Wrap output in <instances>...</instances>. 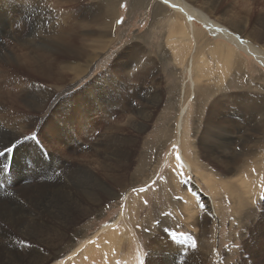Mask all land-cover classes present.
Listing matches in <instances>:
<instances>
[{
  "label": "rangeland",
  "instance_id": "rangeland-1",
  "mask_svg": "<svg viewBox=\"0 0 264 264\" xmlns=\"http://www.w3.org/2000/svg\"><path fill=\"white\" fill-rule=\"evenodd\" d=\"M220 1H223L221 9L213 15L211 9L202 5V0L196 1L194 22L197 28L214 39L210 34L212 30L209 31L202 20L209 17L216 27L221 25L241 40L263 49L264 0ZM157 7V0H0V74L10 65L4 61V56L25 58L46 51L55 53V43L60 36L65 38L69 33L75 37L73 41L80 40L85 53L82 59L68 63L69 68L63 70L67 72L64 88L48 82L44 85L46 89L51 88L48 89L50 104L46 110L32 114L34 121L43 116L49 121L47 131L41 122H32V143H36L35 150L32 146V187L57 179V189L67 190L66 200L71 196L69 189L74 187L81 192L74 196L83 201L87 210L77 212L73 223L66 228L71 238L63 244L61 254L64 256L116 222L109 229L113 232L117 228L115 231L122 239L119 261L135 255L136 243L132 237L137 238L143 249L149 247L145 253L149 259V255L160 248L158 242L162 240L166 246L165 237L174 234L189 241L185 246L194 253L192 258L205 254L202 264H264V144L256 145L263 136L257 133L255 140L247 144L243 138L247 126L236 112L241 102L264 95V66L252 55L239 52L237 56L242 64L237 66L230 62L226 69L208 53L203 87L195 88L196 97L189 101L187 147L182 148L187 159H193L195 148L201 154V162L208 164L205 172L218 173L220 185L214 197L218 215L212 214L206 197L210 190L202 183L199 193L192 186L197 178L189 176L179 162H174L177 141L174 132L182 102L181 90L187 82L188 98L194 89L190 88L185 69L178 71V65L162 53L171 23L166 22L167 13ZM106 25L112 27L108 30L110 37L98 38L104 37L99 31L107 30ZM72 68H80V75L76 76ZM221 76L225 78L219 82ZM90 90H95L93 95ZM60 94L63 106L60 99L55 100ZM263 118L264 112L249 125L263 126ZM58 132H62V139ZM16 158L17 151L15 161ZM36 158L41 159L39 164ZM216 158L235 160L238 166L230 174L220 172L212 167ZM88 174H92V178ZM234 176L253 178L258 189L247 190ZM92 179L99 187L100 202L96 205L87 201ZM226 180L234 181L232 194L222 185ZM18 188L14 181L5 192H0V199L12 196ZM190 196L198 208L193 221L186 220L188 213L184 210ZM241 200L245 207L239 208ZM125 207L128 216L122 219ZM131 214L136 217L134 222L130 221ZM53 223L52 220V227ZM24 225L13 228L0 216V231L7 228L12 232L5 240L14 243L27 257L32 255V249L45 248L34 237L23 234L27 227ZM109 229L99 233L95 240L104 238ZM158 235L161 236L159 241ZM84 250L65 264H74V260L83 257ZM111 260L106 258L104 262L113 264ZM181 260L178 263L175 259L176 264ZM9 263L14 262L6 255L0 259V264ZM94 264L102 263L98 259Z\"/></svg>",
  "mask_w": 264,
  "mask_h": 264
},
{
  "label": "bare ground",
  "instance_id": "bare-ground-1",
  "mask_svg": "<svg viewBox=\"0 0 264 264\" xmlns=\"http://www.w3.org/2000/svg\"><path fill=\"white\" fill-rule=\"evenodd\" d=\"M196 1L197 0H157V6L160 8V10L167 13L166 22L171 23L169 30L167 28L168 31H166L167 39L164 42L166 46H164L162 53H164V57L167 56L170 60H173L176 65H178V71L182 70V68L183 71L185 69V72L188 74L189 80L191 81L190 88L194 89V92L190 93L188 98L186 97L187 82H185V88L181 90L180 96L182 102L179 104L178 118L175 124L174 132L177 138L175 143L176 156L174 162H179L189 176L197 178L195 181H193L192 186L199 193L202 192V183L207 186V188L210 190L209 195L206 196L209 200L208 210H210L211 213L213 212L215 215H218L217 206L214 199L216 191H218V185H220V179H218L219 177L217 178L218 173L215 175L214 173L212 174L211 171L208 173L205 172L208 170V164L204 163L203 161L201 162V154L199 155L195 148L193 149V159H187L182 148L183 146H186V141L188 140L187 133L189 129L186 127V117L189 110V101L196 97L195 88L200 90V88L203 87V69L207 64L206 58L208 57V53H211L214 58L218 59V63H221L224 67H226L227 64H230V62L237 66L242 64L240 61L241 59L237 56V53L239 52L252 55L264 66V48L261 49L262 46L260 48L259 46L255 47L254 45H251L252 43L249 44L241 40L239 35V37H237L235 34L229 32L228 29L221 25L219 26L217 24L218 27H216L212 24V21H209L210 19H208V17L207 19L202 20L204 21L205 27L209 31L212 30L210 34L214 36V39L210 38L209 35H207V32H205L203 29H198L194 22V5H196ZM202 1V5H205L208 9H211L212 15L213 12L221 9V5L223 3V1L220 0ZM110 4L112 5L111 1ZM203 9L200 10V12L203 11ZM164 18L165 17H163V19ZM244 24H246V22ZM76 26L81 28L79 25ZM111 26H113V24H111ZM106 27H108L107 30L103 29L99 31V34L104 37L98 38L102 39L106 36V39H108V37H110L111 33L108 30L112 27H110V25H106ZM239 34H241V32H239ZM253 36L254 35H252V37ZM64 37L65 38L61 36L60 38L58 37L59 39L55 43L57 46L56 51H54L55 53L46 51L44 53L35 54L37 55L35 57H30V55L25 58L22 57L23 59L12 56L3 57L4 61L10 65L5 67L0 74V150H3L4 147L8 145L13 147V151L6 153L4 156H0V192H5L7 187L10 186L14 181L15 185L18 184L19 188L14 191L12 196L3 197L0 199V216L4 218V223H8V225L13 228L18 227L21 223H23V225L25 223L27 227L24 228L23 234L28 238L34 237L45 249H32V255H26L27 257H25L16 249V246L13 245L14 243L5 240L6 237L11 236L12 232L7 230V228H4L0 231V239L4 238L0 241V259L6 255L10 261L14 262L13 264H65L67 260L74 259L75 256L79 254L81 249L85 248L83 257L74 260V264H94V262L98 259L99 262L105 264L104 260H106V258H111L114 262L113 264H176L175 259L179 263L180 258H182L180 264H202V258L205 256V254H202L200 257L198 256L192 258L194 253L190 250L189 246H185V244L189 243V241L187 239H182L183 237L180 239L174 234H168L165 237V241L169 246H165L166 243L161 242L162 240L158 242L161 238V236L158 235L157 242L160 244V248L152 252L153 255L151 253L149 255V259L147 258V254H145L149 247H146L147 249H143L142 245H139L137 238L132 237V241H135L136 243L135 255L132 258L126 257L123 259V261H119L117 260V257L119 254L118 252L121 251L120 242H122V239L116 232L118 231L116 230L117 228L115 229L116 231L114 230L113 232L111 231L112 229H109L115 226L116 222L103 228L98 233H95V235L90 239V242L89 240H86L83 243L78 244L66 256L61 254L63 251V244L66 240L71 238V234L66 232V228L69 227L71 223H73V217L75 214L77 215V212H85L87 208L80 198V200L75 198L74 195L77 193L78 196L81 194V192L74 187L69 189L68 193L71 196H69V199L66 200L65 195L67 193L65 191L67 190H65V188L60 190L57 189V186L59 185L58 183L55 186L57 179L39 187H32V168L34 165L32 164V146L35 150L36 143H32L33 136L31 133V128L32 122H36V124L37 122H41V126L45 129V131L48 130L49 121L47 119L44 120V116L42 118L40 117L41 119H35V121L32 118V114L34 112L40 113L46 110L50 104L51 98L50 91L48 90L50 87L46 89L47 87L45 88L44 85L48 82L49 84L54 83L56 87L58 86L59 88H64L63 81L67 72L65 73L63 70H67L69 68V65H67L68 63L70 64L74 60L79 61L85 54H83V46L80 45V40L78 41L79 44L77 41H73L75 37L70 33L68 36ZM76 50H79V52ZM13 54L15 55V53ZM1 59L2 57L0 60ZM63 64H65V67ZM78 69L80 68H72L76 76L80 75ZM224 78V76H221V80L219 82H222ZM90 92H92L91 94L93 95L95 90H90ZM35 94H38V97H32ZM61 95L62 94L59 96L56 95L57 99L55 100L60 99V102H58L63 106L61 100L63 97H61ZM262 96L264 95H260V97L258 96V98H255L251 101L241 102L240 108L236 109V112L241 116L242 122L245 126H247L245 128V133L243 134V138L247 144L255 140V134H262V139L258 140L256 143L258 147L264 144V123L263 126L258 124L254 127L249 124L254 122V120H256L257 117L264 112V102L261 100V98H263ZM199 97L200 94L198 95V98ZM106 102L108 104L107 100ZM214 110L215 109L213 108L211 114L214 112ZM58 133L62 139V132ZM193 146L196 147L195 145ZM16 151L17 158L15 161L14 158ZM50 159L54 158L51 157ZM36 160L38 164L41 161L40 158H36ZM57 160L59 161V158ZM61 163H63L62 160L60 161V164ZM237 164L238 162L235 160H229V158H219L215 164L213 163L212 167L214 166V168L220 172L230 174L234 171V168ZM62 167L63 164L58 169H61ZM9 168L10 171L8 173ZM88 175L90 178H92V174ZM108 175L111 176L110 174ZM233 178H237V181L241 183L242 186L247 190L255 192L258 189L257 184L253 183V178L252 180L248 179L247 176H242L240 178L234 176ZM62 180L63 178L60 179V184L62 183ZM115 182H117V179H115ZM233 183L234 181L229 180L222 182L225 190L230 194L233 193ZM98 192V184H96L95 179H92V185L89 189V192H87V201L90 205H96L100 202ZM187 199L188 201L184 206V210L188 213V218L186 220L193 221L194 216L196 217V214L198 213V208L196 206V201L192 196L188 197ZM244 203L245 202H243V200L239 201L238 207H245ZM129 208L132 212L133 203ZM126 209L127 208L125 207L120 218L123 219L128 216ZM240 211H242V209ZM45 212H47V214ZM42 215H47L49 217H42ZM49 219L54 221L55 225H53V227L50 225L51 221L49 222ZM135 220L136 217L131 214L130 221L134 222ZM190 224L191 226H194V223ZM34 229H36L38 232L32 231ZM108 229L111 232H107L108 234H106L104 238L100 239L99 241L95 240L99 236V233H101L103 230L108 231ZM103 233L105 232H102V234ZM132 235H134L133 231ZM114 250L116 251L115 254ZM215 251L217 256H219V250L216 249Z\"/></svg>",
  "mask_w": 264,
  "mask_h": 264
},
{
  "label": "snow or ice",
  "instance_id": "snow-or-ice-1",
  "mask_svg": "<svg viewBox=\"0 0 264 264\" xmlns=\"http://www.w3.org/2000/svg\"><path fill=\"white\" fill-rule=\"evenodd\" d=\"M12 151L13 147L6 145L3 150H0V156H4L6 153H10Z\"/></svg>",
  "mask_w": 264,
  "mask_h": 264
}]
</instances>
